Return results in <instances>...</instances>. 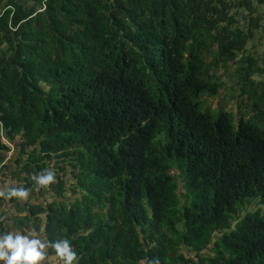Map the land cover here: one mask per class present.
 <instances>
[{
	"label": "trees",
	"instance_id": "16d2710c",
	"mask_svg": "<svg viewBox=\"0 0 264 264\" xmlns=\"http://www.w3.org/2000/svg\"><path fill=\"white\" fill-rule=\"evenodd\" d=\"M31 2L0 0V188L30 190L0 233L79 264H264V0Z\"/></svg>",
	"mask_w": 264,
	"mask_h": 264
},
{
	"label": "clouds",
	"instance_id": "9594fccd",
	"mask_svg": "<svg viewBox=\"0 0 264 264\" xmlns=\"http://www.w3.org/2000/svg\"><path fill=\"white\" fill-rule=\"evenodd\" d=\"M38 188L47 189L56 182L52 168L43 169L33 176ZM30 190L24 187L0 188V198L27 201ZM49 249L54 252L58 264H79L76 251L66 238L48 241L37 232L9 231L0 233V264H47ZM141 264H159V258Z\"/></svg>",
	"mask_w": 264,
	"mask_h": 264
},
{
	"label": "rangeland",
	"instance_id": "374dc122",
	"mask_svg": "<svg viewBox=\"0 0 264 264\" xmlns=\"http://www.w3.org/2000/svg\"><path fill=\"white\" fill-rule=\"evenodd\" d=\"M260 12H261V10H260ZM261 24L264 26V22H262ZM254 44L256 45V50L255 51L257 53V56L258 57L263 56V54H264V31H262L259 34H256V37H254ZM202 103H203V105L205 107H208V108H213L215 106L217 107L218 105L219 106L221 105V106H224V108H226L227 110H233L235 113L237 112L235 100H232V99H229V98L228 99H224V96H223L222 92H220L219 95H217L216 97H213V98L212 97H204ZM2 141H3V143L7 144L10 147L11 151H13V148L4 139ZM7 165L10 166V163L8 162ZM7 172L8 171H6V173ZM178 173L180 174V172H178ZM7 174L10 175L11 173H7ZM10 178H11V183L10 184L13 183V185H10V186L9 185H5V188H7V187H17L16 183H15L16 182L15 179L12 178V177H10ZM34 189H36V190H35L34 195L32 196V199H31L30 203H34L35 204V203H37V201L42 202L43 201L42 199H44V198H42L40 196V194L46 193L45 190L42 189V188H38L37 185L34 186ZM19 202L21 204H23L24 200H19ZM254 209H256V206H247V208L244 209L243 214L245 212H248V211H253Z\"/></svg>",
	"mask_w": 264,
	"mask_h": 264
},
{
	"label": "crops",
	"instance_id": "0c3cea01",
	"mask_svg": "<svg viewBox=\"0 0 264 264\" xmlns=\"http://www.w3.org/2000/svg\"><path fill=\"white\" fill-rule=\"evenodd\" d=\"M18 1L21 2V3L27 4V5H29V6L32 5L31 0H18ZM253 1H254V3H255V6H256V0H253ZM258 8H260V7H258ZM259 10H261L260 14L262 15V20H263V22H264V8H261V9H259ZM260 33H261V32H260ZM51 263H52V262L49 261L48 264H51Z\"/></svg>",
	"mask_w": 264,
	"mask_h": 264
}]
</instances>
